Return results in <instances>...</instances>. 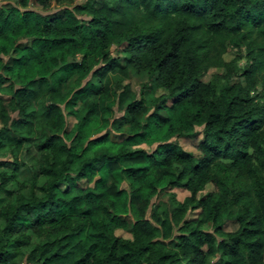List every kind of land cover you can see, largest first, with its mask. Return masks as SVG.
<instances>
[{"label":"trees","instance_id":"trees-1","mask_svg":"<svg viewBox=\"0 0 264 264\" xmlns=\"http://www.w3.org/2000/svg\"><path fill=\"white\" fill-rule=\"evenodd\" d=\"M49 2L0 8V264H264V0Z\"/></svg>","mask_w":264,"mask_h":264},{"label":"rangeland","instance_id":"rangeland-1","mask_svg":"<svg viewBox=\"0 0 264 264\" xmlns=\"http://www.w3.org/2000/svg\"><path fill=\"white\" fill-rule=\"evenodd\" d=\"M17 1L18 0H0V8L1 7H5V6H10V5L16 6L17 5ZM81 1L82 0H70V1L50 0L47 10L37 9L35 11H37L41 15H61V14H63L65 12V10L72 9L73 6L76 3L81 2ZM109 54L112 57H119L121 59L123 58V55H124L123 52H122L121 45H112L109 48ZM235 55H236V51L230 49L224 55V59L226 61L231 60V59H233L235 57ZM240 63H243V60H241ZM215 72H221V70L220 69L210 70V71L206 72V74H204L202 76V79L203 80H208L211 77V75L213 73H215ZM75 78H76V75L71 80H69L68 82L63 84V87H62V91L63 92H66L69 89L73 88ZM126 82H130L132 88L135 91L141 92L142 91V88H141L142 84L149 83V76H148L147 72L137 73L135 71H129V80H127ZM148 88H149V86L147 88H145V90H147L149 93L150 92H154V96H158L161 93V91H162V90H156V89L154 91L151 90V89L148 90ZM149 93L148 94L146 93V99L150 103L149 106L151 107V110H152L153 109V105L151 104L152 103V96L149 95ZM3 100L5 101V103H7L8 100H9V97L8 96H3ZM168 104H169V102H168ZM165 113H166L165 111H161V114H165ZM116 114H117V116H119L120 112L117 111ZM67 120H68L69 125H71L72 122H73V119L68 117ZM197 140H198V138H195V139L183 138V139H181L179 141H180L181 145L185 149H187L189 151H192L195 154H197L198 150L195 148ZM137 147L145 148L146 150H151L153 148V147H151V146H149V145H147L145 143H141ZM32 152H34L33 148H32ZM0 160L5 161L6 162V166L9 168V170H11L12 165H10V163H9L12 160L11 156L0 154ZM31 166H32L31 162H28L26 166L20 168L21 171L19 169L20 172L18 173V177L20 178V180L28 181V180L31 179L32 172H36V169L35 168L33 169ZM40 182H41V179H38V184H40ZM209 190H211V186L210 185L206 186V188L201 193H199V195L202 196L206 192H208ZM173 191L176 193V199L178 201L183 200V198L186 195H188V191H186L185 189H182V188H175ZM188 216L189 217H193V212L190 213V215H188ZM1 225H2V221L0 220V226ZM236 227H237L236 222H234L232 220H228L225 223V226H224L225 230H228V231L234 230V229H236ZM116 234L122 235L123 237H129L130 236L129 233H127L126 231L120 230V229L116 230ZM218 256H219V254H217L214 257H211L210 258L211 263L217 264L219 262ZM20 264H24V262H21Z\"/></svg>","mask_w":264,"mask_h":264}]
</instances>
